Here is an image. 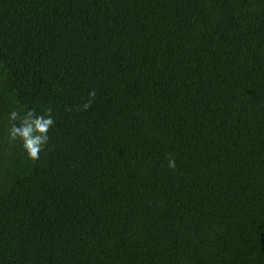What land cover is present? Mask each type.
I'll list each match as a JSON object with an SVG mask.
<instances>
[{"label":"trees","instance_id":"1","mask_svg":"<svg viewBox=\"0 0 264 264\" xmlns=\"http://www.w3.org/2000/svg\"><path fill=\"white\" fill-rule=\"evenodd\" d=\"M0 264H264V0H0Z\"/></svg>","mask_w":264,"mask_h":264},{"label":"clouds","instance_id":"2","mask_svg":"<svg viewBox=\"0 0 264 264\" xmlns=\"http://www.w3.org/2000/svg\"><path fill=\"white\" fill-rule=\"evenodd\" d=\"M88 95L92 98L95 92L90 91ZM90 104L91 99L81 106L82 110H87ZM8 120L10 121L7 129L9 141H19L28 159L38 160L40 153L48 144L49 130L55 123L51 110L39 113L33 109L14 108L9 112ZM168 167L175 168V161L170 159Z\"/></svg>","mask_w":264,"mask_h":264}]
</instances>
